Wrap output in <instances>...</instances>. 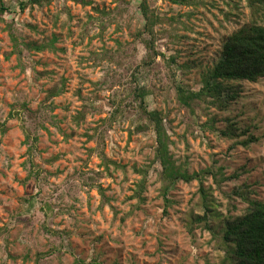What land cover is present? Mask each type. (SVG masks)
<instances>
[{
    "label": "rangeland",
    "instance_id": "obj_1",
    "mask_svg": "<svg viewBox=\"0 0 264 264\" xmlns=\"http://www.w3.org/2000/svg\"><path fill=\"white\" fill-rule=\"evenodd\" d=\"M79 1L50 0L23 10L18 0H0L8 8L0 16V264H221L224 251L213 234L191 232L186 224L190 209H197L198 181H179L166 207L156 164L148 171L144 203L134 209L137 171L154 161L156 140L152 131L135 133L141 121L131 93L136 87L152 92L148 109L165 115L176 164L189 175L213 172L204 188L213 192L222 215L240 216L248 210L245 197L264 202V79L242 83L241 97L225 111L209 108L218 118L214 128H207L208 119L198 112L189 132L162 57L131 83L132 71L147 54L141 42L134 43L144 27L143 0ZM201 1L206 6L192 9L149 0L165 20L194 12L185 21L191 31L179 32L187 37L180 44L163 35L171 31L168 22L156 28L158 52L166 58L178 54L179 66L192 65L182 82L191 91L200 88L201 75L213 66L224 39L249 18L242 0ZM118 5L125 14L115 23L105 20L99 37L96 10ZM89 17L97 20L86 33ZM12 36L21 48L56 38V51L23 48L19 55ZM117 43L129 48L126 56ZM92 53L108 59L95 62ZM120 100L125 101L122 114L110 123L112 103ZM226 119L247 131L238 141L256 140L232 150L237 139L223 135ZM101 153L110 162L108 170ZM219 172L229 179L220 185Z\"/></svg>",
    "mask_w": 264,
    "mask_h": 264
},
{
    "label": "trees",
    "instance_id": "obj_2",
    "mask_svg": "<svg viewBox=\"0 0 264 264\" xmlns=\"http://www.w3.org/2000/svg\"><path fill=\"white\" fill-rule=\"evenodd\" d=\"M18 1L23 10L28 6L34 7L36 5L42 7L50 4V0ZM164 1L175 6L192 9L206 6L201 0ZM242 1L246 3V8L249 11L247 25L241 27L239 30L224 39L213 66L202 73L201 86L197 91L186 89L183 87L182 83L184 82V77L189 75L192 71V65L188 63L179 66L177 61L179 57L178 54L166 58V56L158 52L156 48V42H158V33L156 32L157 26L168 22V25L171 26V31H167L166 33L164 30L163 35L166 36L167 34L172 44H180L181 40L187 37H180L179 32L191 31L185 21H190L194 12H188L181 14L178 17H172L165 20L159 13H157V10L150 8L149 0L142 1L140 9L144 20V27L135 34L134 43L136 45V43L141 42L145 46L147 54L145 58L141 59L140 65L132 71L131 83L135 84L137 75L143 68L146 70L153 69L157 59L162 57L166 61L165 66L168 70L170 84H173V87L175 88L176 102L180 108L186 110V117L189 123L187 130L189 132L193 130V117L196 116L198 112H201L202 115L208 119L206 127L209 129L214 128L218 122V118L208 113L209 108L225 111L241 97L242 83L248 82L251 84H257L264 79V25L262 24L264 21V0ZM79 2L86 5L84 0ZM117 2L123 3L122 0H116V3ZM233 6L238 12L239 5L234 4ZM7 11L8 8H6L3 3H0V16L7 13ZM96 12L99 14L98 19L102 22L99 37H102L106 30V26L108 25H104L105 20H107V23L109 24L115 23L117 22V19L125 14V11L121 9L120 5H118L113 11L98 9ZM238 13L237 15L239 17L240 14ZM226 18L228 19V15H226ZM96 20L97 19L93 17H89V25L85 29L86 33L90 32L88 27L96 24ZM70 22L71 19L67 22L69 27L71 24ZM12 40L15 46L14 52L19 55L22 54L23 48L29 51L34 50L37 53L56 51V38L48 43L40 45L27 43L22 45V48L17 37L12 36ZM117 44V51L119 54L126 56L129 48L124 47L120 43ZM91 56L95 62H102L104 59H108V57L98 53H92ZM176 67L180 69L178 73L174 71V68ZM44 76L46 77L45 74ZM178 77L180 79L179 83L181 82L179 85H177L176 82ZM63 92L64 89L60 91L55 90L52 93V96L58 97L60 94H63ZM131 94L134 96L132 106H136L139 113V121H141V123L135 128V133L141 134L152 131L156 140L154 161L145 169L137 171L141 176V180L136 185L137 188L132 196V198L138 200L137 206L134 209L138 210L140 205L144 203L143 195L147 191L148 171L156 164H159L161 171L158 175V181L162 185L161 196L165 200L166 207L172 205L167 196L170 190L179 181H184L186 183H192L193 181L199 182V201L196 204V208L201 210L203 214L196 213L197 209L193 207L190 209L191 211L186 217V224L190 231L199 229L213 234V239L220 244L224 251V257L221 260V264H264V202L245 197L244 201L248 205V210L245 214L240 216L222 215L219 211L220 206L216 202L213 192L204 188V182L207 179V176L214 173L210 171L189 175L184 172L182 167L176 164L171 155L170 146L172 141L165 123V115L160 111H151L148 109L146 98L150 96L152 92L148 89H139L136 87ZM112 104L116 106V109L109 118L110 123L113 121L115 122L117 117L122 114L121 110L125 105V101L120 100L118 104H115L114 102ZM79 118H84V115ZM226 123L228 126L223 135L231 140L237 139L231 148L232 150L236 149L238 146L247 147L249 143L256 140L254 137H251L246 141H238L241 136L247 134V131H239L237 125L229 119H226ZM0 129H4V126L1 124ZM33 148L34 147L32 146L29 147V150H31L30 152H33ZM101 159L105 170H108L110 162L105 157L104 153H101ZM220 176V179H218V176L215 174V182L218 185L229 180L221 173ZM235 178H237V176ZM211 222H213L214 225H212ZM39 258L40 255L38 260Z\"/></svg>",
    "mask_w": 264,
    "mask_h": 264
}]
</instances>
